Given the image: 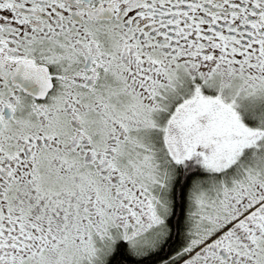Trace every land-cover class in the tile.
Masks as SVG:
<instances>
[{
	"label": "flooded vegetation",
	"instance_id": "obj_1",
	"mask_svg": "<svg viewBox=\"0 0 264 264\" xmlns=\"http://www.w3.org/2000/svg\"><path fill=\"white\" fill-rule=\"evenodd\" d=\"M181 74L209 93L221 90L213 82L264 90V0H0L1 264H41L65 250L68 229L38 204L61 194L57 167L100 176L78 212L65 214L77 216L79 236L115 229L112 254L120 245L136 256L158 250L134 253L133 242L141 246L160 222V200L115 158L133 143L126 114L138 105L164 117L152 121V134L175 141L192 130L184 120L172 129L168 119ZM258 179L224 226L177 264L253 263L264 246Z\"/></svg>",
	"mask_w": 264,
	"mask_h": 264
},
{
	"label": "rangeland",
	"instance_id": "obj_2",
	"mask_svg": "<svg viewBox=\"0 0 264 264\" xmlns=\"http://www.w3.org/2000/svg\"><path fill=\"white\" fill-rule=\"evenodd\" d=\"M230 73L228 69L223 81H229ZM230 83L224 88L213 82V89L221 87V90L209 93L193 85L189 75H180L172 89L168 119L173 123L170 125L172 129L176 121L184 120L192 130L184 131L175 141L173 134L163 136L158 130L152 134V121L156 118L162 121V114H152L141 105L127 111V120L136 126L135 135L130 149L116 155L117 169H121L128 179L149 188L156 200H160L157 205L160 222L151 228L141 246H138L139 241L133 242L135 254L158 249L168 236L167 219L173 210L172 188L179 164L186 158L199 156L205 172L194 182L187 204V227L192 232L190 242L185 246L188 248L221 229L242 205L250 187L254 188L258 185V178L264 177V153L256 150L261 145L264 149V142H256L264 134V90L261 87L258 90H252L253 87L242 89L240 81ZM227 109L231 111L232 119L226 115ZM173 142H179L178 149H162L163 143L172 145ZM206 143L210 146L208 150L202 149ZM250 146H254L253 151ZM51 172L59 175L62 192L53 197L51 192L49 196H40L38 204L50 219L65 224L68 238L62 253L41 264H87V260L95 262L110 258L120 237L115 229H103L88 237L79 236L77 216L65 217L72 206L78 212L77 205L98 187L100 176L88 167L73 170L57 167ZM107 226L104 224L103 228ZM100 247L106 250V254L97 251ZM88 249L94 250L93 253ZM253 259L252 264H264V246Z\"/></svg>",
	"mask_w": 264,
	"mask_h": 264
},
{
	"label": "trees",
	"instance_id": "obj_3",
	"mask_svg": "<svg viewBox=\"0 0 264 264\" xmlns=\"http://www.w3.org/2000/svg\"><path fill=\"white\" fill-rule=\"evenodd\" d=\"M205 174L199 156L186 158L179 164L177 176L173 184V210L168 219L169 233L157 251L146 256L132 255L124 245L118 246L110 256L108 264H153L164 261L163 264H177L191 253L199 244L185 247L190 242L191 231L187 228V204L194 182ZM147 254V253H146Z\"/></svg>",
	"mask_w": 264,
	"mask_h": 264
}]
</instances>
